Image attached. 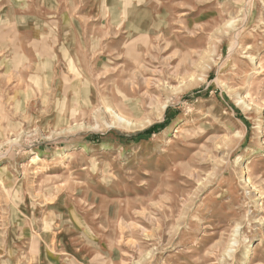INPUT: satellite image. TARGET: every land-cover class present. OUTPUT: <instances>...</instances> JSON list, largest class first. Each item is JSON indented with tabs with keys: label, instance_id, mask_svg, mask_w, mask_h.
I'll use <instances>...</instances> for the list:
<instances>
[{
	"label": "rangeland",
	"instance_id": "obj_1",
	"mask_svg": "<svg viewBox=\"0 0 264 264\" xmlns=\"http://www.w3.org/2000/svg\"><path fill=\"white\" fill-rule=\"evenodd\" d=\"M23 2L0 1V264H264V0Z\"/></svg>",
	"mask_w": 264,
	"mask_h": 264
},
{
	"label": "crops",
	"instance_id": "obj_2",
	"mask_svg": "<svg viewBox=\"0 0 264 264\" xmlns=\"http://www.w3.org/2000/svg\"><path fill=\"white\" fill-rule=\"evenodd\" d=\"M0 1H5V0H0ZM17 1V0H16ZM67 1H71V0H24V2L22 3V7H27L28 5L29 6H32L33 5V3L34 2H40V5H45V7H47V4H49V6L53 9L52 11H51V14L49 15V17L51 18L52 17V19H54L53 17H59L60 15H58V14H55V13H57L58 11H60V9L62 8V6L64 7V8H66V6H67ZM82 0H72V2H81ZM80 5V4H79ZM79 5H77V6H75V7H77V9H76V11L74 12V14H76V15H80L81 13H80V10H81V6L79 7ZM27 8H29V7H27ZM1 9V8H0ZM22 9V8H21ZM31 10V9H30ZM66 15L67 14H64L63 15V17H66ZM60 18V17H59ZM58 18V19H59ZM77 18H79V17H77ZM58 19H57V21L56 22H58ZM53 21V20H52ZM61 23H64V24H66V25H69L70 23H69V21H67V22H64V21H62Z\"/></svg>",
	"mask_w": 264,
	"mask_h": 264
},
{
	"label": "bare ground",
	"instance_id": "obj_3",
	"mask_svg": "<svg viewBox=\"0 0 264 264\" xmlns=\"http://www.w3.org/2000/svg\"><path fill=\"white\" fill-rule=\"evenodd\" d=\"M129 50H130V49H129ZM132 50H134V49H131V51H132ZM132 52H133V51H132ZM115 115H116V114H115ZM112 116H113V115H112ZM119 117H121V115H120ZM119 117H118V120L121 121V118H119ZM123 118H124V117H123ZM125 120H126V119H125ZM38 159H39L38 156L35 155V156L32 157L31 162H35V161L38 160ZM29 160H30V159H29ZM34 164H35V163H34Z\"/></svg>",
	"mask_w": 264,
	"mask_h": 264
},
{
	"label": "trees",
	"instance_id": "obj_4",
	"mask_svg": "<svg viewBox=\"0 0 264 264\" xmlns=\"http://www.w3.org/2000/svg\"><path fill=\"white\" fill-rule=\"evenodd\" d=\"M163 125V123H160V124H156V125H154V126H151L150 128H148V129H146L143 133H148V132H151V129H153L154 127H156V126H162Z\"/></svg>",
	"mask_w": 264,
	"mask_h": 264
}]
</instances>
